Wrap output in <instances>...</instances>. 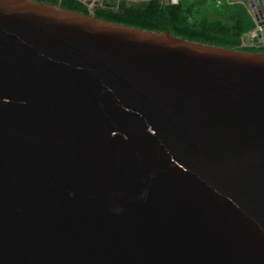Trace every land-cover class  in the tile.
<instances>
[{
  "label": "water",
  "instance_id": "1",
  "mask_svg": "<svg viewBox=\"0 0 264 264\" xmlns=\"http://www.w3.org/2000/svg\"><path fill=\"white\" fill-rule=\"evenodd\" d=\"M0 264H264V51L0 0Z\"/></svg>",
  "mask_w": 264,
  "mask_h": 264
},
{
  "label": "trees",
  "instance_id": "2",
  "mask_svg": "<svg viewBox=\"0 0 264 264\" xmlns=\"http://www.w3.org/2000/svg\"><path fill=\"white\" fill-rule=\"evenodd\" d=\"M69 10L93 13L114 22L173 36L251 51H264V44H243L241 38L256 23L246 0H101L91 8L79 0H35ZM264 7V0H262Z\"/></svg>",
  "mask_w": 264,
  "mask_h": 264
},
{
  "label": "crops",
  "instance_id": "3",
  "mask_svg": "<svg viewBox=\"0 0 264 264\" xmlns=\"http://www.w3.org/2000/svg\"><path fill=\"white\" fill-rule=\"evenodd\" d=\"M81 1H82L83 3L86 2V3H89V4H90V2H89L90 0H81ZM100 1H101V0H100ZM248 1H249V0H246L247 8H248V10L250 11V13H251V15H252V14H253V11L250 9L249 4H248ZM257 1H258V4H260V5L263 7L262 0H257ZM263 9H264V7H263ZM252 18H253V16H252ZM253 20H255V19H253ZM255 23H256V27H257V26H258V25H257V22L255 21ZM256 27H255V28H256Z\"/></svg>",
  "mask_w": 264,
  "mask_h": 264
},
{
  "label": "rangeland",
  "instance_id": "4",
  "mask_svg": "<svg viewBox=\"0 0 264 264\" xmlns=\"http://www.w3.org/2000/svg\"><path fill=\"white\" fill-rule=\"evenodd\" d=\"M129 1H138V0H129ZM89 2H90L89 6L91 8H93V6H95L96 4H98L100 2V0H90Z\"/></svg>",
  "mask_w": 264,
  "mask_h": 264
},
{
  "label": "built area",
  "instance_id": "5",
  "mask_svg": "<svg viewBox=\"0 0 264 264\" xmlns=\"http://www.w3.org/2000/svg\"><path fill=\"white\" fill-rule=\"evenodd\" d=\"M256 29H259V30H264V27L262 26H257L254 30L250 31L251 33H254L256 31Z\"/></svg>",
  "mask_w": 264,
  "mask_h": 264
}]
</instances>
